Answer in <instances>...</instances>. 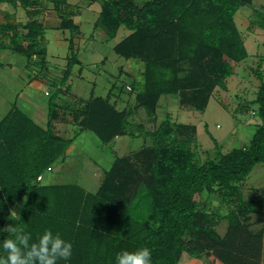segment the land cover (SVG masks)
<instances>
[{
    "label": "trees",
    "instance_id": "trees-1",
    "mask_svg": "<svg viewBox=\"0 0 264 264\" xmlns=\"http://www.w3.org/2000/svg\"><path fill=\"white\" fill-rule=\"evenodd\" d=\"M78 1L100 5L95 28L111 39L121 27L129 31L113 52L140 62L142 79L124 87L125 91L130 87L126 92L133 103L127 101L122 109L120 94H113V89L105 97L93 92L87 99L70 95L63 86L80 64L73 43L80 33L75 14L66 10L68 0H0V10L4 4H19L28 18L17 24L21 32L10 22L0 23V40L8 39V49L27 61L36 56L46 66L44 16L50 5L59 21L57 29L71 32L60 87L46 95L45 125L18 107L0 120V244L26 233H31L30 243L36 242L51 229L73 245L71 258L57 264H116L121 251L142 247L150 249L153 264L210 257L209 264H262L264 192L252 199H244L242 193L253 168L264 164L262 73L253 70L259 80L256 97L233 112L244 114L256 106L260 120L242 147L224 151L213 140L214 151L202 160L196 153V126L177 123L169 115L156 123L163 96H176L181 108L204 113L215 91L227 90L232 62L247 57L234 17L252 0ZM60 94L70 95L72 101L57 104ZM140 111L152 118V129L133 124ZM56 124L77 125L79 131L73 138H63ZM84 131L102 144L122 136L140 137L144 143L127 155H113L94 193L76 182L38 180L64 162L71 142ZM213 196L217 205L211 208L206 199ZM20 201L14 228L23 229L10 234L5 224ZM223 221L227 226L221 235L217 228ZM18 247L24 256L27 249ZM0 256L6 257L2 248Z\"/></svg>",
    "mask_w": 264,
    "mask_h": 264
},
{
    "label": "rangeland",
    "instance_id": "rangeland-1",
    "mask_svg": "<svg viewBox=\"0 0 264 264\" xmlns=\"http://www.w3.org/2000/svg\"><path fill=\"white\" fill-rule=\"evenodd\" d=\"M67 11H72L74 22L79 25L80 35L73 39L74 49L80 60L71 70L70 78L63 86L68 87L69 94L87 99L93 92L95 97H105L110 89L120 94L119 108L127 101L133 103V96L124 87L134 81H141L142 64L137 60H125L113 52V47L129 34L121 27L114 38H110L101 28H95L100 5H88L78 0H68ZM11 13L9 18L6 14ZM54 14L52 6L45 15ZM55 15V14H54ZM28 18L22 7L4 4L0 10V23L25 24ZM247 52V57L240 63H234L233 75L227 79V90L217 89L211 97L204 113L188 108H181L176 96H163L156 112L159 124L167 115L177 123L194 125L197 128L196 153L199 159L214 151V141L223 145V150L239 148L251 139L255 125L260 122L255 114L256 106L250 107L244 114H233L239 104L252 101L256 97L259 80L253 70L258 69L264 77V0H252L250 5L241 7L234 17ZM21 32L20 27H17ZM69 30L45 27V44L47 49L46 66L33 56L26 60L23 56L8 49V39L0 40V120L13 107L23 108L34 120L44 126L46 122L47 93H53L60 87L59 80L65 69L68 52ZM20 42H23L20 39ZM37 62V63H36ZM141 68V69H140ZM123 91L120 93L121 88ZM60 94L56 99L59 105L72 101L71 96ZM225 105L227 108H224ZM133 124H143L152 129V118L140 111L132 120ZM58 133L63 138H73L79 131L77 125L56 124ZM142 138L129 136L118 137L109 144H102L90 131L77 135L67 150V158L61 164L56 163L46 177L44 184L76 182L86 191L94 193L101 180L102 170L108 169L114 156L127 155L142 147ZM108 166V167H107ZM55 180H52V179ZM264 192V164L256 165L243 182L244 199H252ZM217 199L209 197L206 204L216 206ZM22 201L16 204L5 229L15 227ZM223 211V209H222ZM227 223L223 221L217 231L223 235ZM8 231V230H7ZM213 258H187L181 264H209ZM216 264H221L218 261ZM264 264V260L262 261Z\"/></svg>",
    "mask_w": 264,
    "mask_h": 264
},
{
    "label": "clouds",
    "instance_id": "clouds-1",
    "mask_svg": "<svg viewBox=\"0 0 264 264\" xmlns=\"http://www.w3.org/2000/svg\"><path fill=\"white\" fill-rule=\"evenodd\" d=\"M11 215H16L13 211ZM23 228L8 226V232L19 233ZM31 233L17 235L16 239L7 238L0 248L6 251V257L0 256V264H57L58 260L67 261L72 256L73 245L61 235L53 233L51 229H45L36 242L30 243ZM27 249L21 256V248ZM35 258V259H34ZM116 264H153L151 251L142 247L134 252L123 250L116 255Z\"/></svg>",
    "mask_w": 264,
    "mask_h": 264
},
{
    "label": "crops",
    "instance_id": "crops-1",
    "mask_svg": "<svg viewBox=\"0 0 264 264\" xmlns=\"http://www.w3.org/2000/svg\"><path fill=\"white\" fill-rule=\"evenodd\" d=\"M44 24L46 27H55L57 28L59 25V21L57 19V17L54 14H49V15H45L44 16ZM50 173L49 171L44 173L41 176V180L43 181V179L46 177V174ZM52 173V172H51ZM52 180H55L54 178Z\"/></svg>",
    "mask_w": 264,
    "mask_h": 264
},
{
    "label": "built area",
    "instance_id": "built-area-1",
    "mask_svg": "<svg viewBox=\"0 0 264 264\" xmlns=\"http://www.w3.org/2000/svg\"><path fill=\"white\" fill-rule=\"evenodd\" d=\"M128 90H130V87H127ZM41 179V177L38 178V180Z\"/></svg>",
    "mask_w": 264,
    "mask_h": 264
}]
</instances>
